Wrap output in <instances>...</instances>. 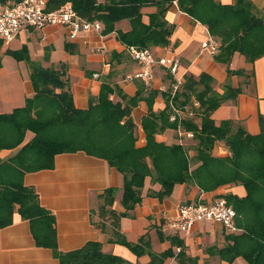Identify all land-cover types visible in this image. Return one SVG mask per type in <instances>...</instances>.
<instances>
[{
  "label": "trees",
  "instance_id": "obj_1",
  "mask_svg": "<svg viewBox=\"0 0 264 264\" xmlns=\"http://www.w3.org/2000/svg\"><path fill=\"white\" fill-rule=\"evenodd\" d=\"M66 2L80 17L99 20L103 33L114 31L117 21L128 19L130 29L115 30L119 39L126 46L147 48L169 44L174 26L164 16L169 5L176 2L180 11L205 25L218 41L217 61L228 65L236 52L249 62L264 55V7L257 8L250 0H235L231 4L216 0H47V9L56 10ZM146 5L156 6V11L148 14V21L144 22L141 8ZM7 52L27 61L33 95L26 98L23 106L0 113V150L16 149L7 159L0 158V229L11 225L17 214L28 221L35 245L50 248L59 264H135L103 252L96 240L77 249L59 250L54 215L41 205L35 188L23 181L26 173L53 168L55 155L82 151L105 160L121 173L120 203L126 210L140 203L144 196H169L176 184L193 183L204 192L230 183L243 185L245 196L225 197L236 212L235 225L241 231L229 236L232 244L221 253L228 254L224 257L229 264L238 256L248 264H264V124L261 122L259 133L250 134L231 119L216 125L211 117L224 101L240 93V87L225 84L223 92L218 93L208 74L201 73L198 79L186 77L181 90L168 95L165 108L159 112L152 110L157 92L150 90L145 97L148 111L141 121L145 142L137 146L130 112L143 98L142 89L127 97L105 80L97 97L90 98L86 108H77L63 67H43L22 49ZM112 94L123 103L113 101ZM192 97L199 103V120L175 115L171 119L173 107L184 109ZM179 126L196 141L193 156L177 138L167 143L156 140V134ZM217 141L225 144L227 155L212 153ZM147 178L157 187L144 190ZM115 193L116 188L108 187L99 195L101 222L94 220L95 226L108 234L109 242L123 244L137 256L148 254L146 264H163L165 258L173 255L171 248L152 252L145 234L136 243L125 239L120 218L126 213L112 208ZM172 242L182 244L180 239ZM176 257L181 264H196L183 248Z\"/></svg>",
  "mask_w": 264,
  "mask_h": 264
},
{
  "label": "crops",
  "instance_id": "obj_2",
  "mask_svg": "<svg viewBox=\"0 0 264 264\" xmlns=\"http://www.w3.org/2000/svg\"><path fill=\"white\" fill-rule=\"evenodd\" d=\"M216 1L222 4L235 2ZM250 1L257 8L264 7V0ZM155 11L154 5L143 6V21L147 22L148 14ZM164 18L174 26L169 44L149 48L157 56L175 58L178 64L177 74L183 80L186 77L198 79L201 73H206L213 79V88L218 93L223 92L225 84L240 87V93L234 99L224 101L212 112L211 117L216 125L221 120L231 119L248 133H259L261 122L264 124V55L249 62L236 52L228 65L221 63L215 59V54L199 52L200 43L210 34L205 25L180 11L176 2L169 5ZM115 25V30L130 29L128 19L119 20ZM115 30L101 34L95 31L81 32L71 39L66 27L47 25L40 29L24 28L9 42L0 38V113H10L23 106L26 98L33 95L27 61L17 59L7 52L22 49L31 60L43 67L64 68L67 88L77 108H86L89 99L97 97L101 83L105 80L119 88L127 97L134 96L138 89H142L143 98L138 99L131 107L130 114L135 125L136 145H144L141 121L148 111L145 97L150 90L156 91L152 110L159 112L164 109L168 95L173 92V78L164 68L155 66L154 77L149 85L140 80H126L125 76L139 70L141 65L130 57L127 46L119 39ZM227 70H233V73L229 74ZM94 74L98 76L94 77ZM111 98L123 103L116 94H112ZM196 103L198 102L194 100L193 105L196 106ZM183 114L190 117L193 113L191 110L188 112L173 107L172 116L185 118ZM175 138L184 145L191 140L194 142L192 136L187 135L180 126L156 134V140L164 143ZM188 147V154L193 156V148ZM15 151L16 149H2L0 158L7 159ZM212 153L225 156L228 150L223 142L217 141ZM23 181L35 188L41 205L54 215L57 245L61 251L77 249L89 240H96L101 243V250L105 253L135 264H146L149 261L148 254L137 256L127 246L109 242L108 234L93 223L95 209L101 201L99 195L108 187L116 188L112 208L126 213L120 218V230L125 239L136 243L145 234L150 240L152 252L160 253L171 248L173 255L165 258L163 264H181L176 254L182 248L186 256L195 258L196 264H229L224 257L228 254L221 253V250L232 244L229 236L241 231L230 232L218 221L202 220L184 236L168 224V218L176 214L179 202L209 203L229 195L245 196V188L238 183L225 184L209 192L201 191L193 183L176 184L169 196L163 199L144 196L140 203L126 210L120 203L123 183L121 173L105 160L82 151L55 155L53 168L26 173ZM151 186L157 187L147 178L144 190ZM177 239L182 242L180 246L172 244ZM0 264H59V261L50 248L35 245L28 221L15 214L14 222L0 229ZM231 264L248 263L238 256Z\"/></svg>",
  "mask_w": 264,
  "mask_h": 264
},
{
  "label": "built area",
  "instance_id": "obj_3",
  "mask_svg": "<svg viewBox=\"0 0 264 264\" xmlns=\"http://www.w3.org/2000/svg\"><path fill=\"white\" fill-rule=\"evenodd\" d=\"M175 3V2H174ZM47 25L64 26L68 30V37L73 39L81 32L95 31L102 33L103 25L99 20H88L80 17L70 2L62 4L56 10L47 9V0H0V38L11 41L24 28H43ZM218 41L209 35L200 43L199 52L214 55L218 52ZM130 57L141 65L137 71L125 76L126 80H140L144 84H151L155 66L164 68L173 78L172 95L182 86L184 80L177 74V60L168 56H157L150 48L127 46ZM98 74H94V77ZM197 104V103H196ZM174 116L171 117L173 119ZM187 135L192 136L191 133ZM236 212L225 198H218L213 202L203 203L179 202L176 214L168 218V224L184 236L188 235L193 226L202 220L220 222L228 231L240 230L235 225Z\"/></svg>",
  "mask_w": 264,
  "mask_h": 264
},
{
  "label": "rangeland",
  "instance_id": "obj_4",
  "mask_svg": "<svg viewBox=\"0 0 264 264\" xmlns=\"http://www.w3.org/2000/svg\"><path fill=\"white\" fill-rule=\"evenodd\" d=\"M179 90H181V87L178 89V91H179ZM194 100H195L194 97H192V98H191V103L188 104L187 107L184 108V110H186V111H188V112L191 110L192 113H193L192 116H190V117H189L188 115H187L188 117H185V115L183 114L182 116H184L185 118H192V119H195V120H196V114H197V110H198L199 103H197L196 106H194V105H193V101H194ZM197 120H198V119H197ZM190 140H191V139H190ZM191 141H192V140H191ZM191 141H190L189 143L187 142V144H186L185 146H187V147H188V146L193 147V143L195 144L196 141L193 140V141H194L193 143H192ZM99 205H100V202H99ZM98 211H99V208L97 207V208L95 209V212H94V215H93V219H94L97 223H100V222H101V219L99 218V215H98L99 212H98Z\"/></svg>",
  "mask_w": 264,
  "mask_h": 264
}]
</instances>
